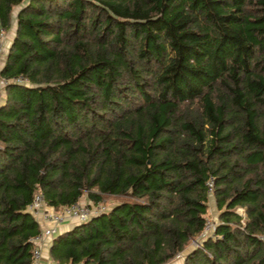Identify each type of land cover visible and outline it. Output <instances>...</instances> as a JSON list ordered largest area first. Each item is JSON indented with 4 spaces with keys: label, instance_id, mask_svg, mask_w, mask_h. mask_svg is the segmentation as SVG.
Instances as JSON below:
<instances>
[{
    "label": "trees",
    "instance_id": "trees-1",
    "mask_svg": "<svg viewBox=\"0 0 264 264\" xmlns=\"http://www.w3.org/2000/svg\"><path fill=\"white\" fill-rule=\"evenodd\" d=\"M12 25L0 264H33L36 190L114 200L50 239L56 264H264V0H0Z\"/></svg>",
    "mask_w": 264,
    "mask_h": 264
},
{
    "label": "built area",
    "instance_id": "built-area-1",
    "mask_svg": "<svg viewBox=\"0 0 264 264\" xmlns=\"http://www.w3.org/2000/svg\"><path fill=\"white\" fill-rule=\"evenodd\" d=\"M3 38L4 33L0 32V48L2 45ZM13 80L16 82L24 81L20 77H17L15 79L13 78ZM7 82L8 79L0 76V88L4 86ZM206 189L207 193L210 194V179L206 181ZM109 207L110 206L107 205L103 200L97 202H93L90 200H78L67 207L55 210L45 204L43 196L39 190L34 191L32 194L31 201L26 207V210L32 214V216L39 224V232L30 238V241L33 242L35 246L31 254V260L33 264L36 263L40 257V248L43 243H46L45 238L51 239L53 236H55L59 231V225L62 224L65 220H71L76 223L85 222L91 217L105 212L109 209ZM214 226L215 221H211L206 218L200 236L204 235L205 233H211ZM192 243L196 244V241H193Z\"/></svg>",
    "mask_w": 264,
    "mask_h": 264
},
{
    "label": "rangeland",
    "instance_id": "rangeland-1",
    "mask_svg": "<svg viewBox=\"0 0 264 264\" xmlns=\"http://www.w3.org/2000/svg\"><path fill=\"white\" fill-rule=\"evenodd\" d=\"M16 9V8H15ZM13 28L14 26L12 25L9 29V31L7 32V36L4 35V38H3V41H2V45H1V48H0V61L2 59V56L5 54V51L7 49V44L11 38V33L13 32ZM6 36V37H5ZM2 99V96H1V92H0V100ZM103 201L107 204V205H112V203L114 202V200L112 198H103ZM208 208H207V214H206V218H208L209 220L211 221H215L216 219V214H217V211L214 207V204H213V199L211 196L208 197ZM236 211L238 213H242V209L241 208H236ZM179 262V257L173 261V263L171 264H177Z\"/></svg>",
    "mask_w": 264,
    "mask_h": 264
},
{
    "label": "crops",
    "instance_id": "crops-1",
    "mask_svg": "<svg viewBox=\"0 0 264 264\" xmlns=\"http://www.w3.org/2000/svg\"><path fill=\"white\" fill-rule=\"evenodd\" d=\"M7 34H8L7 32L4 33V35H6V36H7ZM2 58H3V56H2ZM1 61H2V59H1ZM1 61H0V63H1ZM83 200H87V199L83 196V197L80 198V201H83ZM75 223L76 222L71 221V220H65L62 224L59 225L58 229H59V231L66 230L69 227H71V225H73ZM49 241H50L49 238H45V242L46 243H43V245H41V248H40V257L37 260V262L34 263V264H56V263L50 261L49 258H48V255H47V247L49 245Z\"/></svg>",
    "mask_w": 264,
    "mask_h": 264
}]
</instances>
